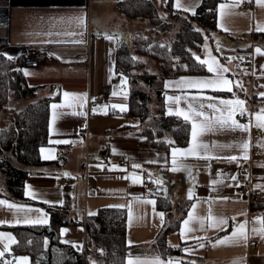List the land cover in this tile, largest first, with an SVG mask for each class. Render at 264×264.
<instances>
[{"label": "crops", "instance_id": "obj_1", "mask_svg": "<svg viewBox=\"0 0 264 264\" xmlns=\"http://www.w3.org/2000/svg\"><path fill=\"white\" fill-rule=\"evenodd\" d=\"M117 1L0 0V53H7L6 57L18 62L27 83L38 88L39 97L51 98V130L49 127L47 144L41 147L46 151H40V155L45 160H54L53 163L27 167L24 195L26 186H30L29 190L37 193L36 199L25 195L30 202L15 201L0 194V200L25 206L23 210H18L9 205H0V220L8 221L0 224V233H10L15 241L14 233L7 227L47 225L49 212L44 206L66 207L71 217L83 219L100 207L120 205L118 208L126 211V241L137 250L126 257L125 264L129 260L151 261L155 257L164 261L171 258L178 264L185 261L196 264H264V234L253 232V228L259 229L264 224V201L252 206L253 203L245 200L235 189L249 179L254 188L264 191V128L257 126L255 117L249 115L264 108V97L259 95L264 92V38L254 37L256 33L264 31L258 30L264 29V4L251 0L253 8L243 10L239 6L245 0H240L235 7L224 9L223 15L217 6L216 29L209 32L201 29L205 35L200 51L202 58L205 59L210 53L227 69L224 75L232 81L231 91L204 89V95L194 101L192 94L198 89L177 86L182 77H214L216 73L209 72L207 65L201 74L168 77L161 82L166 114L176 115L177 106L187 110L188 104L192 103L196 108L203 104L204 110L211 115V110L207 108L208 103L213 102L211 98L238 97L245 101L247 111L242 116L237 113L236 119L249 124L247 131L218 129L204 133L201 140L209 146L207 155L202 151L199 156L181 157L187 170L172 171L171 148H187L188 143L162 148L142 144L143 136L139 132L144 121L127 113L130 94L121 93L116 87L118 73L113 66L115 49L137 35L141 26L145 25V19H128L119 13L115 8ZM153 1L157 9L167 6L185 14L193 12L186 11V8L194 10L201 2L179 0L183 7L178 8L175 7L177 0ZM221 3L231 5L233 0H222L218 5ZM80 15L84 17L83 24L70 23L67 19ZM60 17L64 19H58ZM218 22L222 26H218ZM105 33H119V42L106 39ZM246 34H252L253 40ZM257 47L262 50L261 53L256 52ZM32 48L45 51L51 62L37 67L22 66L25 52ZM243 52L250 53L249 63L240 59L239 54ZM166 82L168 87H165ZM65 92L76 96L66 98ZM114 92L117 94L113 95ZM100 94L107 96V102L96 105L93 108L96 111L87 116V100ZM185 94H188L187 99L182 98L179 105L167 99ZM253 96L260 98L261 102H252ZM53 104L58 107L53 109ZM117 104H124L125 109L122 111L112 107ZM170 108L172 112H169ZM54 111L57 113L55 120ZM110 131H113L111 136ZM252 131L255 134L252 135ZM244 140L248 141L247 150L240 146ZM251 143L259 147V153L250 152ZM106 154L127 155V163H106ZM232 156L237 159H229ZM243 161L250 163L251 173L238 168ZM113 165L118 167L114 168ZM133 175L139 177V181L134 182ZM62 178L69 180L65 187L61 185ZM144 178L161 180L166 184L165 197L173 204L169 215L166 216L165 211L158 208L155 196L143 194ZM189 189L193 192L191 198ZM193 204L196 205L195 209H192ZM38 209L44 211L39 212ZM189 210L203 220H191L187 226L190 230H186L182 238L180 227L188 217ZM161 212L164 213L163 223L159 215ZM210 217H223L226 225L212 226L215 221ZM254 217L261 219L255 220ZM26 218L46 219L47 223H15L18 219ZM176 221L177 229L168 231L165 236V247L178 248L179 252L161 254L158 242L160 231ZM240 222H246V239L237 237L228 243H215L222 237L230 236L233 227ZM78 225L84 230L82 225ZM251 240L256 242L254 247L249 246ZM14 243L9 241L8 236H0V251H5L6 255L12 253ZM9 256L18 264V255Z\"/></svg>", "mask_w": 264, "mask_h": 264}, {"label": "trees", "instance_id": "obj_2", "mask_svg": "<svg viewBox=\"0 0 264 264\" xmlns=\"http://www.w3.org/2000/svg\"><path fill=\"white\" fill-rule=\"evenodd\" d=\"M220 1L222 0H201L194 11L187 14L188 17L176 33L171 47L159 43L148 47L143 36L133 38L134 52L154 59L160 72V86L154 90L158 110L154 119L157 130L154 131L151 127L141 130L139 134L143 136L142 144L162 148L188 143L190 123L179 116L165 113L161 82L168 77L205 72V65L196 59L205 35L201 29L192 27V23L206 32L216 29V13ZM115 8L128 19H147L154 24L161 22L153 0H119L115 3ZM254 37L263 39L264 31L256 33ZM113 66L115 72L124 74L129 73L132 68H141L139 77L149 86L157 79L156 75L147 73L142 63L134 60L125 43L116 47ZM37 89L27 83L18 62L0 53V120L5 119L7 122L4 126L0 125V194L15 201L30 202L24 195L27 167L54 162L45 160L40 155V148L47 144L51 98L39 97ZM23 98L28 99L25 106L15 109L18 100ZM150 98V90H134L129 95L127 113L144 121L149 116L147 101ZM252 101L257 103L261 99L253 96ZM156 198L158 208L165 211L166 216L169 215L171 202L166 197ZM255 203L257 202L252 206ZM44 207L49 212L47 225L7 227L15 236L14 250L10 255H27L30 264L37 261V258L41 259V264H125L126 257L136 250L126 241L124 208L100 207L95 213L78 219L71 217L66 207ZM71 224L84 227V245L91 257L87 263L82 250H75L72 244L61 238L60 229ZM177 227L176 221L162 228L158 238L161 245L159 253L179 252L178 248L165 247L167 232ZM184 264L196 263L185 261Z\"/></svg>", "mask_w": 264, "mask_h": 264}, {"label": "snow or ice", "instance_id": "obj_3", "mask_svg": "<svg viewBox=\"0 0 264 264\" xmlns=\"http://www.w3.org/2000/svg\"><path fill=\"white\" fill-rule=\"evenodd\" d=\"M240 0H233V3L231 5L227 4H219L218 9L221 10L220 14L223 15V10L228 8V7H235L236 4H238ZM258 4H264V0H257ZM175 7H183L179 3V0H177V3ZM186 11H194L192 8H186ZM50 19H57V18H50ZM60 20H63V17L58 18ZM68 21L75 22L76 24H83L84 23V17L83 15L76 16V17H68ZM218 26H222L218 22ZM226 30V29H225ZM258 30H264V29H259ZM51 34V33H48ZM105 38L112 41L116 40L119 42L120 40V34L119 33H114V34H107L105 33ZM207 47V45H205ZM220 49L219 42H217V50ZM261 49L259 47L256 48L257 53H261ZM5 56H7V53H4ZM195 55V54H193ZM11 58V57H9ZM196 59L202 64V65H207L209 72H215L216 75L214 77H182L180 81L177 82V86L182 87V88H189V89H198L195 94H192V99L195 101L198 97L203 96L204 89H227L228 91H231V85L232 81H230L225 75L224 72L227 71L223 67V65L219 64V62L216 60L215 57L211 56L209 53L205 59H202L197 56ZM25 73L27 74V70H25ZM121 83H124V80L121 81ZM165 87H168V82H166ZM117 93H113V95H116ZM261 97H264V92L259 93ZM64 96L66 98H74L76 94L74 93H68L65 92ZM188 94H185L183 97L182 96H169L167 97L168 100H173L176 101L177 105H179V101L183 99H187ZM213 102L208 103L207 108L211 110V115L208 114L204 110V105L200 104L199 108L193 107L192 103L188 104L187 110L180 108L177 106L175 114L178 116H182L185 121L191 122V140L188 142V147L187 148H180V147H175L173 146L171 148L172 152V171H177L179 169H184L187 170V166L182 163L181 157H187V156H199L201 152L203 151L205 155H207L209 146L204 144L201 140V137L204 133L210 132V131H215L218 129H240L242 131H247L249 128V124H244L240 123L239 120L236 119V114L239 113L241 116L247 111L245 108V101L237 98L233 99H224L221 97H214L211 98ZM216 101H219L217 104ZM58 105L53 104L52 108L56 109ZM107 108V105L104 106ZM112 107L114 108H119L120 110L125 109L124 104H117L113 105ZM93 111H96V109H93ZM169 112H172V109H169ZM250 117L254 116L255 121L257 126L264 128V108H262L259 112L256 113H250ZM57 117V113L54 111L53 112V120H55ZM50 130H51V124H50ZM59 142V141H58ZM229 145H222L221 147H228ZM244 150H247L248 148V141L244 140L241 145H240ZM41 153L45 152L46 149L41 148L40 149ZM47 151L51 152V149H48ZM246 158V157H245ZM229 159L235 160L237 159L236 156L229 157ZM112 167H118L117 165H113ZM134 167H139V165H134ZM67 175V173H65ZM133 181H139V177L133 175L132 177ZM235 179V177H233ZM159 182V181H157ZM30 186H26L25 188V195L32 197V199L37 198V193L32 192L29 190ZM188 195L191 198L193 196V192L191 189L188 191ZM45 203H53L51 201H44ZM58 203H63V201H58ZM150 203H155L154 201H150ZM0 205H9L11 208H15L18 210H23L25 208L24 205H18V204H9L7 200H0ZM115 207H121L120 205H117ZM196 205H192V209H195ZM31 209H29L30 211ZM37 211L43 212V209H38ZM161 217V222L163 223V217L164 213H159ZM129 219L131 220V215L129 216ZM193 219H201L199 217H195L193 215V211L189 210L188 217L185 218L180 227V235L183 238L184 233L187 229V226L189 225L190 221ZM210 219L214 220L215 222L213 223L212 226H217V224H223L226 225V220L225 218H211ZM255 220H260V217H254ZM8 221H3L0 220V224L7 223ZM15 223H25V224H42V223H47L46 219H24V220H16ZM245 223L246 222H240L238 226H234L232 233L230 236H225L217 240L215 243L220 244V243H228L231 240L240 237V238H247V234L245 232ZM67 229H61V232H65ZM260 232L261 234H264V224L257 229L253 228V232ZM0 236H8L10 242H15L14 239L11 237L10 233H0ZM131 243V241H129ZM203 247V245H200ZM7 250V246L5 248ZM185 251H189V249H185ZM5 254V251H0V256H3ZM18 260L22 261H27V257H19L17 258ZM5 264H9L8 261H5ZM95 264V262H93ZM128 264H178L177 261H174L173 259L169 258V260L164 261L161 260L159 257L153 258L151 261H140L137 259L136 261L129 260Z\"/></svg>", "mask_w": 264, "mask_h": 264}, {"label": "rangeland", "instance_id": "obj_4", "mask_svg": "<svg viewBox=\"0 0 264 264\" xmlns=\"http://www.w3.org/2000/svg\"><path fill=\"white\" fill-rule=\"evenodd\" d=\"M158 16L161 20L160 23H150L147 19L144 20V24L142 25L139 32L137 33L138 36H143L146 40V43L150 46L154 43H159L161 45H164L166 47H171L172 42L175 39L176 33L179 31L181 25L184 23V21L187 19L188 15L185 13L178 12L176 10H173L169 7H165V9H159L158 8ZM192 27L202 29L198 25H196L194 22L192 23ZM203 30V29H202ZM135 35V36H137ZM134 36V37H135ZM131 37L129 41H126V46L128 50L131 52L132 57L134 60H136L139 63L143 64L144 69L149 74H154L157 76V79L154 81V83L149 86L143 78L139 77V74L141 73V68H132L129 73L124 74L123 72H117V89L121 93H129L133 92L134 90H150L151 98L147 101V107L149 109V116L144 119V123L142 126V130L145 128H154V131L157 130V125L155 124V117L158 115L157 110V103H156V97L154 90L160 86V72L157 65V62L143 54H136L132 47V38ZM196 56H199L201 59L202 54L196 53ZM124 80V83L122 84L121 81ZM247 87V86H246ZM28 99H20L18 100V103L15 106V109H21L25 106ZM252 101V100H251ZM253 102V101H252ZM259 103V102H257ZM7 122L5 119L0 120V125L4 126ZM167 138V137H166ZM2 177L0 176V186H1ZM173 207V204L171 203V209ZM170 209V210H171ZM170 214V211H169ZM61 229H67L65 232H61ZM60 229L61 238L63 241H67L74 247L75 250H82L84 252V260L86 263L91 260L90 255L86 251L84 242V230L81 226L78 224H71L66 225ZM47 242V238H46ZM19 257H27V261L18 260ZM45 255L43 256V258ZM17 263L18 264H30V259L27 255H18L17 256ZM42 261L40 258H37V261H34L33 264H41Z\"/></svg>", "mask_w": 264, "mask_h": 264}, {"label": "built area", "instance_id": "obj_5", "mask_svg": "<svg viewBox=\"0 0 264 264\" xmlns=\"http://www.w3.org/2000/svg\"><path fill=\"white\" fill-rule=\"evenodd\" d=\"M239 8L243 10L252 9L253 8V2L251 0H245L240 3ZM247 37L251 38L253 40L252 34H246ZM250 53L243 52L239 54V57L241 60L245 61L246 63L250 62ZM226 57V56H225ZM51 62V59L47 55L45 51L32 48L31 50H27L23 56V59L21 60L22 66H29V67H37L41 64H48ZM107 102V96L104 94H100L95 96L94 98H90L86 102L87 107V116H90L93 113V108L102 103ZM113 134V131L109 132V135L111 136ZM251 134H255V131H252ZM250 152L257 154L260 152L259 147L251 143L250 144ZM127 155H114V154H106L104 156V162L106 163H116V164H126L127 163ZM239 169L245 170L249 173L252 171V167L250 163L247 162H241L238 166ZM159 181V182H157ZM69 183L68 179L62 178L61 185L63 187L67 186ZM236 192L245 198L249 203L254 202H262L264 201V191L259 188H254L248 179L247 181H244L241 184H238L236 186ZM166 184L162 182L161 180H152L149 178H144L142 182V192L145 195L148 196H155V197H165L166 196ZM256 245L255 240H251L249 242L250 247H254ZM5 261H8L9 264H15V259L9 255L4 254L3 256H0V264H5Z\"/></svg>", "mask_w": 264, "mask_h": 264}]
</instances>
